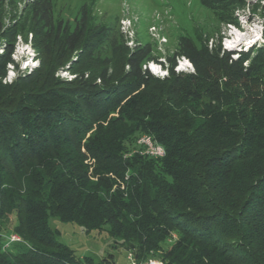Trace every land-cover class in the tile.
Instances as JSON below:
<instances>
[{
  "label": "trees",
  "instance_id": "trees-1",
  "mask_svg": "<svg viewBox=\"0 0 264 264\" xmlns=\"http://www.w3.org/2000/svg\"><path fill=\"white\" fill-rule=\"evenodd\" d=\"M30 9L51 34L39 67L3 84L14 45L0 54V264H91L59 241L53 218L106 228L137 263L264 264V50L182 38L163 79L139 45L120 76L62 81L58 69L95 38L84 18L63 31L50 0ZM180 58L191 72L175 71ZM144 134L164 156L129 153Z\"/></svg>",
  "mask_w": 264,
  "mask_h": 264
},
{
  "label": "rangeland",
  "instance_id": "rangeland-1",
  "mask_svg": "<svg viewBox=\"0 0 264 264\" xmlns=\"http://www.w3.org/2000/svg\"><path fill=\"white\" fill-rule=\"evenodd\" d=\"M33 0H0V54L4 42L14 45L15 66H7L3 84L29 74L40 65L39 56L47 33L32 17ZM55 23L71 33L84 18L88 40L82 56H68L65 65L55 73L62 81H71L80 72L98 76L109 70L113 76L126 70L125 57L136 46L149 45L153 55L163 62L146 64L147 70L163 79L167 72L165 58L178 50L182 38L192 40L197 48L222 47L235 51L264 50V0H50ZM45 44V45H44ZM82 62L78 64V59ZM176 72L189 73L190 64L177 60ZM139 136L129 153L145 154ZM141 148V149H140ZM146 155V154H145ZM13 223L7 222V225ZM49 225L60 242L72 249L77 258H88L91 264H162L158 258L143 263L134 261L133 254L108 237L103 231L86 232L72 223L50 219ZM8 232H5V238ZM10 238V237H9ZM7 240V239H6ZM18 242L11 237L8 242Z\"/></svg>",
  "mask_w": 264,
  "mask_h": 264
},
{
  "label": "bare ground",
  "instance_id": "bare-ground-1",
  "mask_svg": "<svg viewBox=\"0 0 264 264\" xmlns=\"http://www.w3.org/2000/svg\"><path fill=\"white\" fill-rule=\"evenodd\" d=\"M148 140L150 142L149 146H146L144 141H140L139 142V145L143 146V148L145 149L146 154H148V155H150L151 157H154V158H158V157L164 156L163 148L161 146L157 145L155 142H153V140L150 137H148Z\"/></svg>",
  "mask_w": 264,
  "mask_h": 264
},
{
  "label": "built area",
  "instance_id": "built-area-1",
  "mask_svg": "<svg viewBox=\"0 0 264 264\" xmlns=\"http://www.w3.org/2000/svg\"><path fill=\"white\" fill-rule=\"evenodd\" d=\"M141 141H144V143L146 144V146H149V145H150V142H149L147 136H146L144 139H141ZM160 153H161V152H160ZM151 264H154V263H151Z\"/></svg>",
  "mask_w": 264,
  "mask_h": 264
}]
</instances>
